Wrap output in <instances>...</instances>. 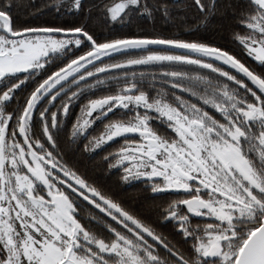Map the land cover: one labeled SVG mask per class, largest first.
Returning <instances> with one entry per match:
<instances>
[{"label": "snow or ice", "instance_id": "6c2138e0", "mask_svg": "<svg viewBox=\"0 0 264 264\" xmlns=\"http://www.w3.org/2000/svg\"><path fill=\"white\" fill-rule=\"evenodd\" d=\"M216 18L236 50L192 36ZM81 99L69 145L119 138L108 170L170 199L130 208L70 166ZM0 264H264V0H0Z\"/></svg>", "mask_w": 264, "mask_h": 264}, {"label": "trees", "instance_id": "16d2710c", "mask_svg": "<svg viewBox=\"0 0 264 264\" xmlns=\"http://www.w3.org/2000/svg\"><path fill=\"white\" fill-rule=\"evenodd\" d=\"M24 2L39 7L44 0H24ZM175 15L177 16L176 24L178 25L181 23H194V12L192 11L186 12L184 9L180 8L177 9ZM180 17H183V21L179 19ZM39 19L40 21L56 23L59 22V19L61 18H57L54 14L49 13ZM33 22L36 23L39 21ZM137 23L148 31L152 30L153 26L150 21L140 20L137 21ZM117 28H119V26H117ZM155 28L157 31L166 35L176 31V28H174L171 23L165 24L161 20L156 21ZM128 30H135V25H133L130 29H124V31ZM181 34L185 35L183 32ZM192 36L206 40L211 39L225 45L226 47L236 50V46L232 44L229 39L228 24L226 22H222L219 18L214 19L206 26H202L199 32L192 33ZM100 94L102 93H96V95ZM86 98L87 97H85V99ZM85 99L79 100L74 104V106H72V115L69 117L68 125L65 130L61 131L58 135V142L61 149H63L65 153V160L70 164V166L76 168L89 181V183H94L97 187L101 188L102 191L115 195L130 208L141 210L145 201H148L149 203L161 204L163 201L170 199V197L163 195L152 196L148 192L144 191L142 185L137 183H133L131 186L123 185L119 182L118 175L115 170L111 172L108 170L104 156L117 148L120 144V140L111 142L97 149H90L87 152L83 150V144L86 142L83 139L78 140L76 144L69 145L67 133L68 130H70V122L75 119L77 114H79L80 104H83ZM101 131L102 129H100V124L96 123L92 129H89V136H98ZM149 215L152 219H155L156 213L153 211ZM158 230L171 233V225H158Z\"/></svg>", "mask_w": 264, "mask_h": 264}, {"label": "flooded vegetation", "instance_id": "af4514ba", "mask_svg": "<svg viewBox=\"0 0 264 264\" xmlns=\"http://www.w3.org/2000/svg\"><path fill=\"white\" fill-rule=\"evenodd\" d=\"M62 99V98H61ZM57 103H59V101H57ZM111 118V117H110ZM96 123H99L100 124V129H102V131H103V124H104V121H102V120H98V121H96V122H94V124H93V126L96 124ZM93 126H91L90 127V129H92V127ZM116 141H119V138H116L114 141H112V142H116ZM109 143H111V142H108V143H106V144H109ZM118 143V142H117ZM106 144H104V145H102V146H105ZM118 145V144H117Z\"/></svg>", "mask_w": 264, "mask_h": 264}]
</instances>
